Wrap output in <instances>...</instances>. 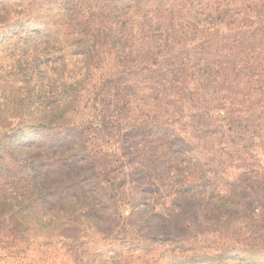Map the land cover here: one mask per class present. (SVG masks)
<instances>
[{
    "label": "trees",
    "instance_id": "obj_1",
    "mask_svg": "<svg viewBox=\"0 0 264 264\" xmlns=\"http://www.w3.org/2000/svg\"><path fill=\"white\" fill-rule=\"evenodd\" d=\"M19 6L9 15L11 39L26 34L20 100L30 113L17 118L24 129L59 131L64 136L52 141L64 147H80L98 127L117 129L135 136L137 146L169 145L171 161L205 166L218 159L212 172L220 177L235 153L262 143L264 0H22ZM146 147L137 148L141 160L134 164L154 178L157 170L142 161ZM80 154L71 150L72 157Z\"/></svg>",
    "mask_w": 264,
    "mask_h": 264
},
{
    "label": "rangeland",
    "instance_id": "obj_2",
    "mask_svg": "<svg viewBox=\"0 0 264 264\" xmlns=\"http://www.w3.org/2000/svg\"><path fill=\"white\" fill-rule=\"evenodd\" d=\"M21 1L0 0V264H264V134L220 177L218 159L171 161L169 145L117 129L91 130L80 147L24 129L26 34L11 39L9 15ZM142 146L154 178L134 164Z\"/></svg>",
    "mask_w": 264,
    "mask_h": 264
}]
</instances>
